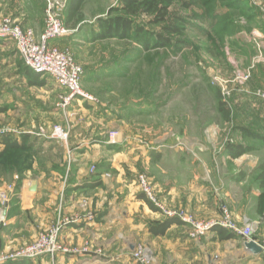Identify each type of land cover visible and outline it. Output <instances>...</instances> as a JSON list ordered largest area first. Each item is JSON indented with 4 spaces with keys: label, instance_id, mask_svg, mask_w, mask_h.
Wrapping results in <instances>:
<instances>
[{
    "label": "rangeland",
    "instance_id": "rangeland-1",
    "mask_svg": "<svg viewBox=\"0 0 264 264\" xmlns=\"http://www.w3.org/2000/svg\"><path fill=\"white\" fill-rule=\"evenodd\" d=\"M60 1L64 6L57 12L64 22L69 0ZM123 3L86 0L85 20L52 40L53 47L68 52L82 68L81 89L90 96L86 101L75 96L65 104L67 90L51 77L30 82L15 42L0 38V134L18 140L28 135L26 150L13 149L0 158V191L15 185L11 202L16 186L26 180L55 187L69 182L78 168L69 151L82 141L97 149L83 165L90 182L81 186L88 193L82 212L93 208L92 197L112 200L118 185L134 184L143 193L142 175L168 210L212 220L191 210L206 192L218 211L227 206L240 226L246 218L257 221L255 235L264 246V189L256 181L264 142L244 132L264 136V102L255 94L264 89V0H173L163 20L157 11L128 16L134 28L143 27V36L134 29L127 38L93 41L98 20L123 15ZM47 9V0H0V24L10 20L40 39L48 26ZM160 34L172 44H157ZM217 90L231 109L230 120L219 110ZM57 126L68 133L67 140L52 138ZM114 132L118 139L112 143ZM233 143L254 150L230 160L226 148ZM3 147L0 144V150ZM230 177L237 181L231 191L235 208L243 212L241 219H236L224 192ZM167 188L179 191L167 200ZM59 203L53 205L54 222ZM90 213L94 218L95 212ZM30 219L35 229L20 234L26 242L0 248V257L13 254L50 227L42 226L43 216L32 214Z\"/></svg>",
    "mask_w": 264,
    "mask_h": 264
},
{
    "label": "crops",
    "instance_id": "crops-1",
    "mask_svg": "<svg viewBox=\"0 0 264 264\" xmlns=\"http://www.w3.org/2000/svg\"><path fill=\"white\" fill-rule=\"evenodd\" d=\"M96 151L97 149L94 150L82 141L73 147L70 157L78 164L73 172L75 178L67 183L65 181L59 187L37 180H26L23 185L16 186L14 198L6 213V222H0V248L7 250L26 242L20 234L24 229H35V220L30 219L32 214L35 218L37 214L43 216L42 226L48 228L55 221L52 216L57 209L54 210L53 205L60 202L57 218L76 215L80 217L79 222L69 224L63 230V240L67 243H82L85 239H90L104 248L105 255L83 257L59 254L54 259L44 256L30 261L19 260L17 264H137L131 258V251L137 241H142L151 248L156 259L155 264H264L263 253L255 254L248 250L240 237H227L226 234H218L213 230L200 238H192L189 235V226L183 223L173 224L164 234H153L149 229L150 223H159L166 217L160 211L153 210L147 202L137 199L140 192L134 184L113 188L112 200L107 196L97 197L96 200L92 197L90 207L93 208L82 212L81 203L88 193L81 186L90 182L83 165L93 157L89 156L90 153ZM228 183L229 186L224 188L226 199L234 210L236 219H241L243 212L235 208V195L231 191L237 186V181L230 177ZM121 188L123 190L119 193ZM178 191L177 188H167V195L164 194V197L169 200ZM118 194L122 197L119 200ZM202 195L194 206L191 204V210L199 218L217 219L220 212L215 200H210L206 192ZM90 211L95 212L94 218ZM260 218L263 222L264 212Z\"/></svg>",
    "mask_w": 264,
    "mask_h": 264
},
{
    "label": "built area",
    "instance_id": "built-area-1",
    "mask_svg": "<svg viewBox=\"0 0 264 264\" xmlns=\"http://www.w3.org/2000/svg\"><path fill=\"white\" fill-rule=\"evenodd\" d=\"M47 29L37 39L33 31L25 30L21 25L14 24L10 20H6L0 24V38L8 39L15 42L17 50L22 61L35 72L53 78L60 86L67 90V96L64 99L65 104L72 100L75 96L78 98H90L88 94L81 89V82L83 77L82 68L76 64L74 58L68 52H61L56 47L52 46V40H56L61 36L66 35L69 29L66 28L64 22L59 17L58 10L64 6L60 0H47ZM257 97L264 102V89L255 92ZM117 132H114L110 137V141H117ZM52 138L57 140H67L68 133L60 126H57ZM71 154V150L69 151ZM142 192L145 196L158 208V210L165 215V217L178 218L189 226V235L192 238H200L213 231L215 226L226 228L236 237H240L244 242L256 239V229L258 222H249L245 219L244 225L238 224L233 220L227 206H222L220 215L217 219L201 221L196 220L192 215L185 211L168 210L157 198L153 195L150 185L144 176L139 177ZM9 191H0V216L4 220L10 203V197L15 190V185L7 186ZM80 217L67 216L59 217L56 222L44 232L40 233L38 237L22 246L16 252L10 255H3L0 257L1 262H11L19 260H34L44 256L56 258L59 254L62 255H78L83 257L104 256L105 250L102 246L95 244L90 239H85L82 243H67L62 238L63 230L72 223L79 222ZM259 243V242H258ZM263 246V245H262ZM264 256V246H263ZM131 258L137 264H155L156 259L147 244H135L131 251ZM84 264H90L85 262Z\"/></svg>",
    "mask_w": 264,
    "mask_h": 264
},
{
    "label": "trees",
    "instance_id": "trees-1",
    "mask_svg": "<svg viewBox=\"0 0 264 264\" xmlns=\"http://www.w3.org/2000/svg\"><path fill=\"white\" fill-rule=\"evenodd\" d=\"M86 0H69L65 18L64 25L67 28L75 29L85 20L84 6ZM173 3V0H124L122 7L119 11L124 12L123 15H118L113 18H100L98 20V29L92 31V40L97 41L99 39H108L112 37L117 38H127L131 36V30L136 31L137 35L143 36L145 31L141 26H135L133 20L128 17L129 15H136L142 10H145L147 13L149 11H157L160 19H165L169 6ZM145 7V8H143ZM117 9V10H118ZM169 29L173 32H179V29L176 27L170 26ZM143 43V39L140 40ZM157 44L164 46H169L172 44L171 40L160 34L156 35L155 39ZM18 51V50H17ZM25 65V64H24ZM27 67V76L30 82L34 84L43 83L44 80L41 77H44L42 74L35 72L30 67ZM218 101H219V110L223 114L226 120L231 118V109L226 106L225 101L223 100V95L220 90L216 92ZM245 133L252 138H255L259 141L264 142V136L256 133L254 131L244 129ZM28 141V135H23L21 140H18L11 136V134H0V144H3V149L0 150V158L4 157L10 150L19 149L26 150ZM254 150V147L251 145L244 144H229L226 148V153L230 160L241 157L247 152ZM257 184L260 188L264 189V157L259 160L258 164V174L256 176ZM95 184V183H94ZM97 184V183H96ZM138 198L143 199L148 203V205L155 211H159L158 208L145 196L144 193H140ZM175 223H183L181 220L175 217H166L165 220L151 224L149 229L155 235L164 234L167 229H169ZM262 227L264 229V219L262 222ZM218 234H226L227 237H236L226 228L215 226L213 228ZM256 237V236H255ZM18 261H11L9 264H17Z\"/></svg>",
    "mask_w": 264,
    "mask_h": 264
},
{
    "label": "water",
    "instance_id": "water-1",
    "mask_svg": "<svg viewBox=\"0 0 264 264\" xmlns=\"http://www.w3.org/2000/svg\"><path fill=\"white\" fill-rule=\"evenodd\" d=\"M244 246L255 254H260L263 251V246L255 240L245 241Z\"/></svg>",
    "mask_w": 264,
    "mask_h": 264
},
{
    "label": "bare ground",
    "instance_id": "bare-ground-1",
    "mask_svg": "<svg viewBox=\"0 0 264 264\" xmlns=\"http://www.w3.org/2000/svg\"><path fill=\"white\" fill-rule=\"evenodd\" d=\"M113 140H114V138H113ZM113 140H112L111 142H112V143H115V141H113ZM1 218H2V216H0V221L2 220Z\"/></svg>",
    "mask_w": 264,
    "mask_h": 264
}]
</instances>
